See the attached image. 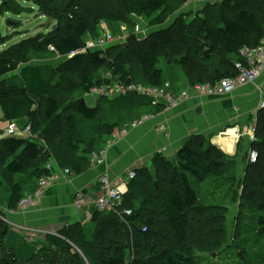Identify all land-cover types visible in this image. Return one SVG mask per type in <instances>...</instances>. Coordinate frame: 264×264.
<instances>
[{"label": "trees", "instance_id": "obj_1", "mask_svg": "<svg viewBox=\"0 0 264 264\" xmlns=\"http://www.w3.org/2000/svg\"><path fill=\"white\" fill-rule=\"evenodd\" d=\"M72 1L73 6L70 7L76 11H70L72 15L57 17L58 26L54 31L45 37L21 42L15 51L12 50V59L5 58L0 64V106L3 120L10 123L26 119L33 137L31 140H0V166H3L0 169V184H6L2 182L3 172L21 176L20 180L13 177L8 185L11 187L5 209L9 211H15L20 200L25 195L34 193L40 179L50 174L46 168L52 158L48 159L49 154L41 152L37 141L51 145L55 126L61 124L63 114L67 112L55 96L56 83L49 80V77H55V73L49 76L40 67L32 65L20 69L19 61L25 55L19 54H25L28 50L40 60L44 58L41 49L52 46L58 56H70L85 47V36L93 27L105 22L113 27L114 35L119 36L116 28L127 23L132 15L146 17L150 25L157 26L159 22L155 15L159 16L169 10L174 3L173 0ZM188 1L182 0L180 5H185ZM229 1L219 13L212 14V23L208 19H200L191 25L176 24L168 30L152 34L145 41H131L119 48L118 52H110L108 55L103 52L88 54V57L83 54L75 55L68 62L71 67L79 69L87 64L91 66L79 79L78 87L83 98L95 86L106 83V80L98 79L96 75L95 71L101 69L108 73L109 82L116 80L119 84L129 86L142 81L146 87H161L170 83L177 93L183 89L169 79L168 73L163 69L166 65H179L187 81L186 87L189 88L235 77L238 74L236 64L243 61L241 51L260 47L264 39V0L248 7L243 2L252 0ZM235 8L237 12L234 17L230 9ZM163 63L166 65H162ZM134 64L137 65L141 78L136 76ZM119 100L100 102L115 104L120 108L125 107V104L137 107L152 105L136 96ZM73 107L77 116L69 115L63 121L69 129H75L80 120L99 124L95 126L94 136L90 141L81 142L82 148L74 141V134L66 138L67 152L75 153V160L70 163L57 160L56 164L59 168L69 169L76 176L83 174L91 166V156L105 149L116 130L123 129L127 124L151 112L127 108L128 111L122 110L116 114L117 117L106 114L103 119L99 116L100 105L91 109L81 99ZM202 145L204 144L194 142L185 145L178 151L175 163L166 159L158 162V175L163 178L171 177L169 183L175 186L178 183L177 189L161 194L159 187L155 186V199L145 200L142 203L145 207L138 212L134 210L133 201H125L123 210H131L132 216H124L123 211H94L88 225H69L60 229L57 235H47L48 245L38 249L30 260L19 259L14 249L7 245L10 226L0 218V264H200L190 255L193 245L189 248L187 246L192 213L200 205H207L208 208L214 205L207 204L209 198L201 194L199 188L206 183L213 185L214 181L221 180L220 185H215L220 192L215 207L224 216L228 207L222 200L229 202L235 181L237 182V162L211 142L203 149ZM253 149L258 152L259 158L256 164L246 165L241 198L245 200L247 197V200L264 210V110L258 113ZM32 162L34 165L28 168V164ZM167 165H173L171 171L167 169ZM137 181L138 173L132 185L137 186ZM145 181L150 183L153 178L147 176ZM225 187H228L226 193ZM250 190L251 194L245 196ZM159 204L162 210L158 209ZM88 226L91 227L90 236L87 235ZM143 226L147 227L146 233L142 232ZM166 228L170 232L169 236L166 235ZM254 229L264 240V216L256 219Z\"/></svg>", "mask_w": 264, "mask_h": 264}, {"label": "rangeland", "instance_id": "obj_2", "mask_svg": "<svg viewBox=\"0 0 264 264\" xmlns=\"http://www.w3.org/2000/svg\"><path fill=\"white\" fill-rule=\"evenodd\" d=\"M181 1L182 0H173L174 3L171 5L169 10L165 11L159 16L155 15V17H157V21L159 22L157 26L150 25V21L146 17L136 15L130 16L127 23H122L116 28L117 33L119 34V36H117L119 37L118 44L113 43L107 52L95 49L85 51L83 55H87L86 57H88V54L96 52H103L104 55H108L110 52H118L119 48L121 49L127 44V40L131 36L135 35L137 37L135 41H140L141 39H145L150 31H152V35L153 32L164 28L169 24H179V26H182V24L185 23L187 25H191L192 23L195 24L200 19H208L209 22L212 23V21H210L212 14L219 13V10H222L225 6L224 4L230 2L229 0H189L187 4L180 5ZM241 1L242 0H239V2ZM259 1L262 0H252L250 2L246 1L243 2V4L245 7H248L252 3H257ZM63 4H65V6H63ZM70 6H73L72 0H0V64L3 63L5 58L11 57L12 59V50L14 49L15 51L18 44L21 42L36 37H45L47 34L54 31L58 26V21L56 20L57 17L72 15L70 11H76V9H72ZM236 12V8L230 9V13H233L234 17ZM107 32L111 34L115 33L112 26H108L107 23L103 22L98 25V27H93L92 31L87 33L85 36V40H87V43L96 42ZM122 39H125L123 43H121ZM37 44L38 43H36V46ZM20 49L22 50L23 48ZM41 50L44 58L40 60L36 59L37 56L31 54L32 52H29L28 50L24 52L25 54H19L20 56L25 55L24 59L19 61L20 69L27 65H32L39 68L42 66V63L48 62L49 67L51 68L44 70V72L49 74V76L52 75L51 73H55V77H49V80L52 79L53 82L56 83L57 88L55 90V96L59 100L61 107L65 108L64 110H67V112L63 114V121L69 115L77 116L73 105L75 102L81 99H84L86 103L92 101L91 99L95 101L98 99V102L92 101L89 104L91 107L95 108L100 105L99 116L103 119L106 114H110L113 116V118L117 117L116 114L120 113L122 110L128 111L127 108L133 111L135 109H141L140 106L137 107L130 104H125V107L122 106V108H120V106L118 107V105L115 104L109 105L107 103H101L100 101L102 100L108 101V98L100 96L93 97L94 95H89L91 98L87 96H84L83 98L78 87L79 79L83 72L85 73L88 69H91V66L87 64L83 68L75 69L68 63L71 58L69 59V56H58L55 54L56 52L53 51L52 46L46 47L45 49L43 48ZM48 52L54 53L47 54ZM15 57H18V55ZM133 70L136 76L141 78V73L139 72L137 65H133ZM95 72L98 76V79L103 78L106 80L105 84L109 82V76L105 70L101 69ZM46 78L48 79L47 76ZM137 85L146 87L142 81H138ZM117 95L118 94H113L111 97H115ZM142 98L145 99L144 97ZM115 99L119 100V98ZM63 121L61 124L59 123L55 126L51 145L44 141H37V143L41 146V149L44 150L42 153L49 154L47 156L48 159L52 158L50 162H53V160H59L64 163H70L71 161L75 160V153L67 152V144L65 143L66 138L69 135L74 134V141L77 142V144L80 145L83 140L88 143L90 138L94 136V131L96 129L95 126L99 125L98 123H88L84 120H80L77 122L75 129H69V127L65 125ZM8 124L9 123L3 120L2 109L0 106V140L8 137L6 132ZM19 137L21 140H31L33 138L32 135H27L25 137H21L19 135ZM193 142L198 145L204 144L201 146L202 149L208 143L203 139H195ZM250 144L249 151L254 150L253 143L251 142ZM81 146L83 145H80V148H82ZM201 147H199V149H201ZM240 148L241 147L239 146L238 153L234 157H231L237 162V169L241 163L239 159V155L241 154ZM249 151L246 156V160L241 163L243 164V173L244 170H246L247 163H250ZM79 153L81 154L82 152ZM42 161L43 160H40V162ZM33 165V162L28 164V168ZM2 167L3 166H0V169ZM172 168L173 165H167V169L169 171H171ZM170 174L173 175L172 172ZM2 177L4 180L3 182L6 183L12 180L13 177L14 179L19 180L21 178L20 175L15 174L11 177L9 174H7V172H3ZM153 179L154 180L150 183H147L145 180H140L138 186L136 188H132L130 195L125 194L124 202L127 200L128 202L133 201V204H135L134 210L136 212L141 210L142 207H145L143 205L145 200L155 199V196L157 195V192H155L153 189L155 186H158L160 193L163 194L168 190L175 188L177 189L179 185L178 183L176 186L169 183L172 180L171 177L163 178L157 174V176ZM243 179H245V173L241 175V177H237V181L240 180L241 182L242 180V186L239 188V196L237 198L234 196L237 185V182L235 181V186H233L235 188H233V192L230 196V199L228 200L229 202L222 200V202L227 204L226 206L228 207V209L225 210L226 213L224 216V213L221 212L218 207H215V204L218 203L217 196L220 194V192H218V187L215 185H220L221 180L214 181L213 185L206 183L200 186V193H203L206 198H209L207 204L214 205L212 208L206 207L207 205H200L192 213L191 225L189 227L190 239L187 246L189 248L193 245L192 247L194 249L193 251H190L191 254H189L195 257L200 264H264V240L254 229L256 219H258L259 216H264V210H262L258 205H255L247 200V197H245V200L241 198L243 195ZM227 188L228 187L224 188V193L227 192ZM250 194L251 190L248 191L245 196H249ZM7 199L8 196L0 194V212H5L3 209L6 207L3 205L4 203H7ZM232 200H234V202H232ZM158 209L162 210L160 204L158 205ZM7 222L8 224L12 225L11 222ZM165 231L166 235L169 236V230L166 228ZM87 235H91V227L89 226Z\"/></svg>", "mask_w": 264, "mask_h": 264}, {"label": "crops", "instance_id": "obj_3", "mask_svg": "<svg viewBox=\"0 0 264 264\" xmlns=\"http://www.w3.org/2000/svg\"><path fill=\"white\" fill-rule=\"evenodd\" d=\"M173 26L169 24L153 32V34L168 30ZM151 33L152 31L140 41H145ZM162 65L165 66L166 63ZM40 67L42 70L51 68L48 62L42 63ZM163 69L168 73L169 79L178 84V88L183 89V91L192 89V87H186L187 81L179 65H166ZM87 97L90 96L87 95ZM136 98L141 97L136 96ZM91 100L98 102V99L97 101ZM262 101H264V74L256 84L245 86L232 95L223 98H192L176 108H167L163 104L154 105L149 101L151 106L145 104L147 106H142L138 111L149 110L151 111L150 114H155L158 117L134 130L124 141L115 143L103 165L89 166L83 174L73 175L66 182L50 187L42 197L40 204L24 214L14 213V211L5 213L7 221L12 223V225L9 224L7 245L14 249L19 259H32L38 249L48 245V241L46 237L42 236L36 238V243L30 242L26 230L58 232L65 226L78 223L83 226L89 224L74 208L75 195L78 191H82L86 196L92 198L98 191L99 178L106 173L119 180L120 183L127 181L131 171L138 173L137 184L140 180L144 181L147 176L155 178L158 174V162L166 159L175 163L178 151L185 145L193 143L195 139L211 142L230 157H234L238 153L240 146L239 159L243 163L250 150V128L256 123V114L259 113L257 110ZM90 102L85 103L89 108L95 109V107L90 106ZM199 108L200 113H198ZM16 122L20 126L27 124L26 119ZM160 124L167 127L170 139H166L162 133L157 132L156 126H160ZM164 148H167V153L160 154L159 152ZM53 161L58 162L57 160ZM241 163L237 169L238 178L245 173V170L243 173V164ZM10 176L12 177V175ZM11 182L12 180L6 184H0V194L6 196L10 194L11 186L8 185ZM128 183L129 185L123 188V190H127V195L131 193L133 187L138 186L132 185V181ZM240 186H242V180L241 182L240 180L237 181L234 194L236 198L239 196ZM7 205L4 203L3 206L7 207ZM3 210L7 211L5 208Z\"/></svg>", "mask_w": 264, "mask_h": 264}, {"label": "built area", "instance_id": "obj_4", "mask_svg": "<svg viewBox=\"0 0 264 264\" xmlns=\"http://www.w3.org/2000/svg\"><path fill=\"white\" fill-rule=\"evenodd\" d=\"M118 38L119 37L113 33L111 34L107 32L96 42H86L85 47L82 50L71 54L69 58H72L78 54H83L85 51L89 50L98 49L105 52L109 50L113 43H119ZM121 41L120 42L123 43L125 39H122ZM241 57L243 58V61L242 63L239 62L236 64L238 74L235 77L221 79L215 83L200 84L193 87L189 91L186 90L177 93L173 90V87L170 83H166L161 87H143L134 83L129 86H125L119 84L118 81L115 80L113 81L114 83L109 82L101 86H95L89 95H94L93 97L100 96L108 98V100H116L115 98L125 99L130 96H137L141 98L144 97L148 101H151L154 105L163 104L167 108H176L177 106L191 100L192 98H223L232 95L234 92L245 86L256 84L257 81L262 77L264 74V39L258 48L243 49L241 51ZM113 94L118 95L111 97ZM261 110H264V101L260 103L257 113ZM257 116L258 114H256V123ZM157 117L158 116L155 114L144 115L143 117L127 124L123 129L116 130L107 142L105 149L101 153H94L91 156V166L98 167L103 165L106 162L110 149L115 143L124 141L134 130L140 128L147 122L155 120ZM256 123H254V125H252L250 128L249 137L252 143L256 140ZM156 130L158 133H162L166 139H170V134L164 124L156 126ZM6 132L8 137L20 139L19 135L21 137L31 135V128L27 124L25 126H20L17 122H10L7 125ZM159 153H167V148L162 149ZM258 158L259 154L257 151H249L250 163L255 164ZM46 169L50 172V174L45 175L40 179L38 188L34 193L27 194L20 200L14 213L24 214L31 208H36L40 204L45 192L50 187L61 184L62 182H66L71 176H73L69 169L59 168L54 161L49 162ZM135 177L136 171H131L128 175L127 181L120 183L119 180L114 179L109 174H104L99 178L98 191L92 198L86 196L82 191H78L76 193L74 202L75 210L80 213L82 217L88 222L91 220L94 211L115 213H120L123 211L124 216H132L133 214L131 210H123L124 197L125 194H127V190H123V188L127 187L129 185L128 182L133 181ZM6 212L12 213V211L7 210L5 212H0V218L5 222H7L5 214ZM142 232H147L146 226L142 227ZM26 233H28L30 242L33 243H36L39 237H46L50 234H58L57 232H49L45 230H26Z\"/></svg>", "mask_w": 264, "mask_h": 264}, {"label": "water", "instance_id": "obj_5", "mask_svg": "<svg viewBox=\"0 0 264 264\" xmlns=\"http://www.w3.org/2000/svg\"><path fill=\"white\" fill-rule=\"evenodd\" d=\"M136 36L135 35H133V36H131L130 38H128V40H127V43H130L131 41H135L136 40ZM200 108L198 109V113H200ZM44 150L43 149H41V152H43Z\"/></svg>", "mask_w": 264, "mask_h": 264}]
</instances>
